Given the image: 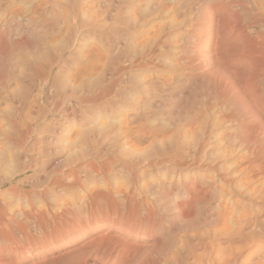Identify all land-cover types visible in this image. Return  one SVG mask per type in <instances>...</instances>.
Wrapping results in <instances>:
<instances>
[{
	"label": "bare ground",
	"instance_id": "obj_1",
	"mask_svg": "<svg viewBox=\"0 0 264 264\" xmlns=\"http://www.w3.org/2000/svg\"><path fill=\"white\" fill-rule=\"evenodd\" d=\"M107 1H105V3ZM164 1L167 2L168 0H160L159 3H157L156 0H147V1H143V3L146 2V5H145L146 8H149V9L152 8V11H153V9L159 7L160 3H163ZM169 1L170 2L173 1L177 7L175 11L173 12V14L176 16L183 15L184 18L181 20H176L178 23L173 22L175 24H173L170 27L168 26L169 24L168 22H167L168 24L165 23L167 19L164 21L165 26L163 25L164 23L162 22L163 28L166 27V24L169 28L167 27L165 29L160 30L158 27H156L158 28L157 29L158 31L160 30V33L156 37L155 35L154 37L150 35V37L152 36L154 39L152 40L151 39L152 37L149 38L153 42L150 40H147V42L148 41L152 42V45H149V48H147V50L144 49L146 51L144 52L143 56L138 60H134L135 62L133 63L131 60L132 57H129L131 53L130 54L128 53L129 54L128 57L130 58V60L129 59L128 60L132 62L131 65L123 62L125 64H128L129 67L128 66H127L128 68L124 67L125 66L124 65L123 66L124 68L119 69V71H124L127 75L131 72L130 69L133 67L134 69L138 67V70H143L147 73V76L144 75V77L142 76L143 78L141 77L143 80L142 86H140L142 88V91H140L142 92L141 100L138 102H137L138 98L134 100L133 102L134 104H136V106L129 113H126L127 111H125L126 113L124 114L125 118L122 117V119H118V121L120 120V123H121V121L123 122V118H124V121L126 122L125 128H127V126L131 124L134 125V123H137V121L138 122L146 121L152 126L149 132V135L152 138L153 137L157 138L158 136H162L160 141H159V138L158 140H156L160 142V147L158 146L159 148L157 150L155 149L156 151L154 152V154L151 155L152 157L151 159H153V161H151V163L149 164L151 167H160L164 171L165 176L166 175L168 176V174H170L172 175L173 180L174 179L176 180L177 178V181L176 182L174 181L175 183H173V180L171 179V181H167L166 183L162 185L166 193L163 197H161V199L156 200L159 205L158 210L161 211L160 214L162 215L159 214L158 210H157L158 212L157 214V212L155 211V208H153L151 204H150L151 206L148 205L149 203L147 204V206H140L137 200H136L137 202H135L134 198H136V196H134L133 198L131 193H129V191H128L129 194L127 193L126 194H123V193L116 194V192L108 190L109 188L107 189L108 191H106V188L104 191H100L101 189L97 190L94 187L93 188L95 190H88L87 188L85 189L84 182L82 180L83 178H81L80 173L84 171V168L86 167V164L89 161L81 160L80 158H76V159L74 157L65 158L64 156V159H63L64 161L60 159L57 160L56 162L60 161L63 164V165H60L59 167H62V168L64 167L68 169L66 171L62 170L63 171L62 174L64 176L66 175L67 177H65L64 179L63 176H59L58 178H56V180L50 183V186L48 185L47 181H45L44 178L49 176L51 172L58 169V167L55 168V164L57 163L54 161L51 155V151L55 145L59 144V141L61 140L63 132H64L61 127L62 119H61L60 111H61L62 106L65 104L62 98L58 99L57 102L55 103H48L49 101L48 102L45 101V99L41 97L40 95H36L37 98H32L34 96L31 95V92L33 91L34 85L32 83L31 84L28 83L29 85L25 86V84L27 83L26 77H25L26 78L25 80L22 81L20 79L18 80V82H16V73H18L19 71L21 72L20 69L18 72H16L17 71L16 70L17 68L16 59H14L15 58L14 56L16 55V54L14 55V53H16L15 52L16 51V39H11L13 33H16V18L11 19L9 21L10 23H8L6 20L4 22L3 21L0 22V144H3V147H4V149L0 147L1 148L0 149V264H158L159 257L161 255L163 257V254L167 252L169 248L171 249V252H172L171 247H173L174 245L177 247L179 246L178 245L179 243L177 244L176 240L180 239V240H183L184 242V239H183L184 237H181L182 238L181 239L178 236L176 240L174 239L176 229L175 228L170 229L171 227L169 228V225L173 226L174 222L177 221L179 218H181L185 222L184 226L187 227V231H188V228L189 229L191 228L192 230V228L196 224H198L200 220L201 210L205 208L206 205L209 207V210L210 208L212 210L215 207V204L213 205V207L211 205L212 204L211 201L214 200V198L216 197L215 194L217 193V192L215 193L216 187L213 185L214 183L213 181L215 179L212 181L213 183L211 182L208 183L211 180L207 182L205 179L206 176L204 178V176H201L200 172L213 173L214 177H218L222 181L228 180L229 179L228 177L230 176V174L228 176L226 172H224L226 168L223 167L222 161L227 159L226 157L229 158V156H233L234 158V155L237 152V153H242V155L246 157L245 160L247 159V162L249 163V165L257 166L259 170L254 167L255 170H258L257 175L259 174V171H262L263 176H264V0H169ZM47 3H45L46 6L50 5V3L49 4ZM134 3H136V0H134ZM140 4L142 3L140 2ZM2 5L3 4H1V6ZM55 5L53 4V6ZM175 5H173L172 8H174ZM112 6L114 5L112 4ZM124 6L125 5L123 4V7ZM160 6H163V5H160ZM123 7L122 9H119V10L120 11L123 10ZM102 8H104V6H102ZM113 8L112 9L109 8V9L113 10ZM144 8H142V12ZM163 8L164 7H162V9L160 8L161 9L160 11H162ZM12 10L15 11L16 13V10L14 9ZM50 10L51 8L49 9V11ZM157 10L155 9L154 12H156ZM167 12L168 11H166V13L164 14H168L169 12H172V11H169L168 13ZM107 13H110V12H107ZM124 13L126 14V12ZM145 13L143 12V14ZM157 13L155 15L158 16ZM3 15H6V14H3ZM55 15L57 14L55 13ZM147 15L145 16L147 17ZM155 15L153 14V16ZM185 15L190 17L189 21L187 22H186ZM110 17H112V15ZM114 17H115V14H114ZM169 17H171V15ZM57 18L55 19L56 21H57ZM129 18L127 17V19ZM138 18H142V17L139 16ZM173 18L171 19L173 20ZM150 19L151 18L148 17L147 20H150ZM134 20H137V18ZM147 20L144 19L143 22L146 21L147 23L148 22ZM184 20H185V23H184ZM56 21L55 23L58 22ZM120 21L123 22L122 19ZM29 22L31 25V20H29ZM131 22H134L132 21V18H131ZM143 22L142 24H145ZM169 22L171 23V20ZM55 23L54 24L51 23V25H55ZM134 23H137V22H134ZM152 23L154 22L152 21ZM58 24L57 26L61 29L60 27L61 23H58ZM138 24L141 26L140 23ZM30 25L27 27V25L25 26L24 24H19V26L22 27L19 29H21L24 33L25 32L30 33L31 32V30L29 29ZM151 25L152 24H150L149 26ZM102 26L104 27L103 24ZM52 27L54 28V26ZM141 27H143V25ZM36 30L38 29L36 28ZM96 30L99 31L98 29ZM126 30L128 29L126 28ZM107 32L109 31L107 30ZM149 32H152V31H149ZM30 34H33V33H30ZM45 34L43 36H45ZM123 40L121 41L123 42ZM144 43H146V40ZM139 44L140 42H138V46ZM145 45H148V44L146 43ZM35 46H37V44ZM100 47L101 45H99V48ZM146 47L144 46V48ZM30 49L33 50V48H30ZM139 49L143 50L142 48H139ZM132 50L133 48L131 49V51ZM134 50L132 52H134ZM117 52L118 51H116V53ZM102 53H104V51L100 52V54ZM141 53H143V51H141ZM168 55L173 56L175 62L169 61V64H168L166 62L168 61ZM41 56L43 57V55ZM56 58L58 59L53 63L48 64L49 62L48 63L46 62L48 65H46L45 63L40 65L37 61H34V60L27 61L26 60V61H23V67H20V68L29 70L31 78L33 77L41 78L40 77L41 75L42 76L46 75L45 77L46 80L43 81L44 84L43 85L41 84L43 86V89H46L49 85L51 86V88H54L55 82H56L55 81V78H56L55 71L57 70L59 74V72L61 73V71L65 69L64 68L66 64L65 51H62L61 54H59V56H57ZM13 59L15 61L9 65L8 63H10ZM27 59H29V57ZM102 59H104V57ZM102 59H101L100 65H102ZM103 63H105L104 60H103ZM115 73L118 74L117 71ZM148 73H151V74H148ZM101 74L102 73H100V75ZM107 75L108 74H106V76ZM32 82L34 81L32 80ZM115 82L117 81L115 80ZM16 83L18 84V87H20L19 90L21 89L20 91L18 90L19 91L18 93H16V90H17ZM103 83H106V82H103ZM134 83H136V81H134ZM21 84H23V86ZM123 86H126V85H123ZM110 90L111 89H109V91ZM42 91H41V94H42ZM109 91L107 90V93ZM96 92H99V91L97 90ZM114 92H115V89H114ZM112 93L110 92L109 95ZM58 97L60 96L58 95ZM132 97L133 95L130 98ZM121 98L124 99L123 96ZM98 99L99 97L96 100ZM102 99L103 98H101V100ZM115 99L116 98L114 97V100ZM133 102L131 104H133ZM50 104H51V107H50ZM27 109L34 110L33 112L34 115L33 116L32 114L29 115V111ZM27 112H28V115H26ZM212 114L218 115L219 117L217 118H220L221 120L219 119L216 120L217 122L215 124L210 123L209 120L211 117H213ZM121 115L123 116V114ZM109 120L113 121L111 120V118ZM97 121L99 122V119ZM100 121L101 123L105 122V120L102 121L101 119ZM218 121H221V122L218 123ZM101 123H98V125L101 126ZM124 123H121V125ZM197 124L198 126H201V125L202 126L201 127L195 126ZM133 125L131 126L133 127ZM143 125L141 126L145 127ZM146 125L149 126L148 124ZM194 126H195V129H193ZM117 127L119 129L120 126H117ZM196 127H198V131H199V128H201V130L197 134V136L194 134L196 137L193 135L195 138L193 136H190L191 134L188 135L190 136V138L193 137L192 141L191 139H188L189 137L186 136L187 140H190L191 143L188 142L187 144L186 142H183L181 139V136H182L181 134L184 133L186 130L188 131V133L186 132L187 134L192 133L193 130L195 131L197 129ZM123 128L124 127H122V129ZM147 128H144V131L145 129L147 130ZM122 129L120 128V131L124 130ZM140 130L141 129H139V134L141 133ZM79 132H81V130ZM136 132L137 131H134V133ZM128 134L127 136H129ZM170 134H172V136H170ZM149 135L145 134V136H148V137ZM167 135L170 137H168ZM183 135H185V133ZM122 136L127 137L124 134ZM136 136L137 134L134 135V137ZM97 141L95 140L94 142H97ZM107 141L110 142L109 140ZM125 141L126 140H124V142ZM133 143L137 144L138 142H133ZM144 143L147 144L146 142ZM123 144H122V148H123ZM138 144H140V142ZM141 145H143V143ZM80 146H83V144ZM133 146H136V145H133ZM217 146L224 147V149L228 148V150L230 149L232 150L229 153L227 152L228 155H225L226 153L225 151H224L225 153H223V149L220 150L222 151L221 153L219 150H218L219 151L218 153L217 152L215 153V151L212 152L213 151L212 149L214 148L216 149ZM148 147L149 145L147 146V148ZM72 148L75 149L74 147ZM72 148H69V149L73 150ZM129 148L132 149V146ZM130 149H129V152H130ZM133 149H136V147H134ZM228 150L226 149V151ZM134 151H137V150H134ZM96 152L93 151L89 153V155L95 156ZM134 153H137V152H134ZM219 153L220 154L223 153V155H220ZM125 154H126V151H125ZM123 157L124 156H122V158ZM241 159H242V156H241ZM228 162L231 164V160ZM236 162L234 163V161H232L234 165L235 164L238 165L239 164L238 162H240V164L242 163L241 160H239L237 163ZM244 163L246 164V162ZM89 164L90 163H88V165ZM249 165L247 164L246 166L245 165L244 166L247 167ZM120 167H121V164H120ZM138 167H141V164ZM245 167H244V170H245ZM95 168L96 170H94V174L98 170L96 166ZM255 170L252 173V175L256 173ZM188 171L192 173H188ZM234 173H235V170H234ZM139 175H142V173L141 174L139 173ZM134 176H136V174H134ZM234 176L235 174L231 176L232 179H234L233 178ZM260 176H262V174ZM246 177L248 176L246 175ZM40 181L41 182L45 181V182L41 183ZM217 181L219 182V180ZM243 181H245L248 184V181H246V179ZM221 184L220 186L222 188L225 187L224 184L223 186ZM240 184L242 186L243 183H239V185ZM87 185L89 186V184ZM237 185L238 183H236V186ZM131 186H133V184ZM142 186H144V184ZM29 187L32 189H28ZM74 188L80 189V191L83 192V197L79 201L71 202L70 200L71 203L69 204L66 201L67 203L63 202V204H59L56 207L55 206L53 208L52 206L49 207L48 205L49 203L46 199V195L49 192L63 194L67 191L73 190ZM125 188L126 187L123 188L124 189L123 191H127L125 190ZM129 188L130 187H128V189ZM222 188L221 190L224 189ZM229 188L230 186L228 187L227 190H229ZM243 188L244 190L246 189L245 186ZM145 189L147 188L145 187ZM235 189H237V187ZM241 189L242 188H240V190ZM263 189L261 188L262 191ZM115 190L116 189L114 188V191ZM218 190H220V188ZM261 190L259 189V191H256V192H259L261 194L262 192ZM171 191L174 192L173 194L175 196V200H172L173 199V198L171 199L172 196L168 195L170 194ZM230 191L232 192V190ZM234 191L232 193H235ZM251 192H255V191L252 190ZM251 192H249V194ZM144 194H145V191H144ZM225 194L223 195L226 196L228 193L226 195ZM244 195L247 196L248 193ZM31 197H40V200L42 199L44 201V204H43L44 206H42V208L43 207L44 208L38 209L34 205ZM255 197L253 196V198ZM262 197H264V195ZM22 198L24 200L23 204H21ZM237 198L239 201V197H236V199ZM221 200H223V198ZM261 201H262V204H261V207H259L260 216L259 218L258 217L256 218L257 222H255V224L252 225V223L254 222L251 223L250 221H248L250 222L249 224H251L252 226L251 225L249 226L247 222L246 224L247 226L241 227L239 231L237 232L238 234L235 233L238 235L237 240L231 236L227 237L229 232L226 233L223 231L224 233L227 234L226 236L227 238H224L226 240L223 239L225 241L224 243L225 245L222 244L225 246L224 248L225 252L222 251L224 252L225 257L223 258L222 254L221 256L219 255V258L220 257L223 258L221 259L222 261L219 264H264V246L263 245L260 246V243L262 244L264 243V199ZM252 202L250 201V204H252ZM254 203L255 202H253V204ZM103 205H105L108 211L101 210V206ZM221 205H223V203H221ZM252 205L251 206L248 205V206L252 208ZM39 208L41 207L39 206ZM259 208H255L257 212H259L258 211ZM217 210H219V208ZM96 211L103 213L104 216L99 218L96 214ZM219 211L222 212V209ZM206 213H208V211ZM253 213L254 211L252 212V214ZM218 215H214L215 218L212 217V219L209 217L210 219L209 221H211L212 223L213 221H218V219L220 218L218 217ZM201 218L203 219V217ZM223 218H221V220L224 221ZM209 221L207 222V224L205 223L207 227L211 226ZM246 221H244V223ZM202 222H205V221H202ZM239 223L241 224V221L238 222V224ZM200 224L202 225V223ZM219 224L220 223L217 222L216 225L218 226ZM220 226L221 225H219V227ZM204 227L200 226L201 229ZM235 230H236V227H235ZM231 234H232V231H231ZM161 235H163L164 241L162 240V238H160ZM220 236L222 237L223 235H220ZM220 236L217 240L220 239ZM193 237H194V234H193ZM198 240H196V242ZM220 240L222 241V239ZM179 242H181V246H180L181 248L182 246H184V243L186 241L184 243H182V241H179ZM174 243H176L177 245ZM195 244L196 243H194L193 246ZM175 246L174 248L177 250L176 252H174L175 255H173V257L167 261L168 264H171V262L178 263L179 259L184 261L183 259H181L182 253ZM191 251H193L192 248H191ZM195 251H197V249ZM184 252L185 253L183 254V256L185 257V259L188 258L189 260L187 253H189L190 251L187 253L186 251ZM194 254L196 256V253ZM171 256L167 255V257H171ZM198 258L199 257H197V259ZM161 263L162 261L159 264ZM186 263L188 264L189 262L186 261ZM162 264H165V263L163 262ZM178 264H182V263H178Z\"/></svg>",
	"mask_w": 264,
	"mask_h": 264
},
{
	"label": "rangeland",
	"instance_id": "obj_2",
	"mask_svg": "<svg viewBox=\"0 0 264 264\" xmlns=\"http://www.w3.org/2000/svg\"><path fill=\"white\" fill-rule=\"evenodd\" d=\"M12 1V2H11ZM0 0V22L1 21H7L8 23H10L9 21L13 18H16V33H13L12 38L11 39H16V53H14V59H16V72L19 71V69L21 70V72L19 73H16V82H18V80H25L27 78V83L25 84L26 85H29V84H33V91L31 92V95L34 96L32 98H37L36 95H40L41 97H43L45 99V101H49L48 103H55L57 102L58 99L62 98L63 101H64V104L61 108V111H60V115H61V127H62V130L64 131L63 132V135H62V138L61 140L59 141V144L55 145L53 148H52V151H51V155L54 159V161L56 162L57 160H63L64 159V156L65 158L66 157H74L75 159L76 158H80L81 160H85V161H89L88 163H90L88 165V163L86 164V167L84 168V171L82 173H80V176L81 178H83V182H84V188L88 189V190H100V191H104L105 188H106V191L108 190H111L113 192H116V194H129L131 193L132 197L134 198V196H136L135 199V202H139L140 206H147L148 205H152L153 208H155V211L157 212V210L159 209V205L157 203L156 200H159L161 199V197H163L165 195V191H164V188L162 187V185L164 183H166L167 181H171L172 179V175L168 174V176L164 175V171L160 168V167H151L149 163H151V161H153V159H151V155L154 154V152L160 147V139L162 136H158L157 138L156 137H151L149 135V132H150V129H151V125L149 123H146L144 121H137V123H134L131 124L133 125V127L131 125L127 126V128H125L126 126V122L124 121V114L126 113H129L132 111V109L136 106V104H134V100H136L137 98V102L141 100V97H142V88L140 86H142V83H143V80L142 78L145 76H147V73L143 70H138V67H136V69L131 68V72L127 75L124 71H119L120 68H124V67H127L128 64L131 65V63L135 62L134 60H138L140 59L144 52L147 50V48H149V45H152V40L154 39V35L155 37L157 35H159L160 33V30L162 29H165L167 28L168 26H172L173 24L175 23H178L176 20H181L183 19V15L181 16H176L173 14V12L175 11V9L177 8L176 5L174 4V2H170L169 0L167 2H163V3H160V5H163V6H160L155 8L157 11H155V9H153L152 11V8L149 9V8H146V2L143 3V1H147V0H136V3H134V0H111V1H107V0ZM105 1H107L105 3ZM113 1V2H112ZM120 1V2H119ZM128 1V2H127ZM131 1V2H130ZM49 2L50 5H47L45 3ZM104 2V3H102ZM109 2V3H108ZM140 2L142 4H140ZM157 3L160 2V0H156ZM169 2V3H168ZM13 3V4H12ZM47 3V4H49ZM73 3V4H72ZM104 5H102V4ZM138 3V4H137ZM165 3V5H164ZM1 4H3L1 6ZM9 4V5H8ZM53 4L55 5H58V6H53ZM99 4V6H98ZM112 4L114 6H112ZM123 4L125 5L123 7ZM128 4V5H126ZM131 4V5H129ZM6 5V6H5ZM104 6V8H102V6ZM133 5V6H132ZM173 5H175L174 8ZM11 6V7H10ZM74 6V7H73ZM108 6V7H107ZM121 6V7H120ZM137 6V7H136ZM145 6V8H144ZM7 7V8H6ZM48 9H47V8ZM56 7V8H55ZM102 9H101V8ZM114 7V8H113ZM123 7V12H121L119 9H122ZM127 7V8H126ZM132 7V8H131ZM141 7V8H140ZM163 8L162 11H160L161 9ZM166 7V9H165ZM51 8V10L49 11V9ZM99 8V9H98ZM113 8V10H110V9ZM119 10V11H117ZM130 8V9H129ZM142 8L143 9V12L145 14H143L142 12ZM161 8V9H160ZM12 9L16 10V13L15 11H13ZM42 9V10H41ZM47 9V11H46ZM137 9V10H136ZM170 9V10H169ZM172 9V10H171ZM9 10V11H8ZM110 10V11H109ZM127 10V11H126ZM130 10V11H129ZM141 12H140V11ZM147 10V11H146ZM172 11V12H167L169 14V16L171 15V17L168 16V14H164L166 13V11ZM5 11V13H4ZM49 11V12H48ZM113 11V13H112ZM136 11V12H134ZM139 13H138V12ZM150 13H149V12ZM164 11V12H163ZM107 12H110V13H107ZM126 12V14L124 13ZM128 12V13H127ZM131 12V13H129ZM154 12V13H152ZM159 12V13H157ZM55 13L58 15H55ZM117 13V15H116ZM120 15H119V14ZM122 13V14H121ZM124 13V14H123ZM133 13V15H132ZM148 13V15H147ZM158 14L155 15V14ZM163 13V15H162ZM3 14H6V15H3ZM112 17H110L111 15ZM114 14H115V17H114ZM136 14V15H134ZM143 14V15H142ZM151 14V15H149ZM153 14L155 16H153ZM9 17H8V16ZM62 17L60 18L59 17ZM110 15V16H109ZM140 16L142 18H138L137 17ZM147 15V17L145 16ZM174 15V16H173ZM4 16V17H2ZM50 16V17H49ZM57 18V21L55 20ZM109 16V17H108ZM145 16V17H144ZM151 16V17H150ZM154 18H153V17ZM157 16V18H156ZM174 18H173V17ZM186 16V15H185ZM118 17V19H117ZM120 17V18H119ZM127 17L130 19H127ZM149 18H151L150 20H147ZM186 16V22L189 21V18ZM4 18V19H2ZM6 18V19H5ZM109 18V19H108ZM131 18H132V21L134 22H137V23H134V22H131ZM137 20H134L136 19ZM147 18V19H146ZM173 18V20L171 19ZM41 19V20H40ZM57 23H55V21ZM62 19V20H61ZM123 20L120 21V20ZM145 20H147L148 22L146 23L143 22ZM159 21H158V20ZM164 19V20H163ZM168 21H167V20ZM171 20V23L169 22ZM29 20H31V25H30V22ZM45 20V21H44ZM109 20V21H108ZM119 20V21H118ZM129 20V21H128ZM140 20V22H139ZM166 20L165 23L166 24V27L163 28V25L165 26V23L164 21ZM21 21V22H20ZM41 21V22H40ZM55 23V25H51L54 24L53 22ZM152 21L154 23H152ZM159 23H158V22ZM27 22V23H26ZM40 22V23H39ZM44 22V23H43ZM50 24H49V23ZM63 22V24H62ZM74 22V23H73ZM104 22V23H103ZM131 22V23H130ZM145 23V24H142ZM157 24H156V23ZM164 24H163V23ZM175 22V23H173ZM181 22V21H180ZM58 23H61L60 24V27L61 29L58 27L59 24ZM102 23L104 25V27L102 26ZM120 23V24H119ZM133 23V25H132ZM138 23L141 24V26L143 25V27H141ZM184 23H185V20H184ZM19 24H24L25 26L27 25V27L30 25L29 29L31 30L30 33H33V34H30L29 32H23L21 29L19 28H22L19 26ZM45 24V25H44ZM58 24V26H57ZM99 24V25H98ZM117 26H115V25ZM129 24V25H128ZM150 24L152 25L149 26ZM163 24V25H162ZM33 25V26H32ZM43 25V26H42ZM51 25V26H50ZM98 25V26H97ZM110 27H109V26ZM113 25V26H112ZM122 25V26H121ZM126 25V26H125ZM132 25V26H131ZM137 25V26H136ZM146 25V26H144ZM157 25V26H155ZM160 25V26H158ZM54 26V28L52 27ZM134 26V27H133ZM162 26V28H161ZM34 27V28H33ZM97 27V28H96ZM121 27V28H120ZM129 27V28H128ZM138 27V28H136ZM141 27V28H140ZM145 27V28H144ZM149 27V29H148ZM158 27L160 30L158 31L156 28ZM168 27V28H169ZM36 28L38 30H36ZM109 28V29H108ZM124 28V29H123ZM126 28L128 30H126ZM132 28V29H131ZM35 29V30H34ZM51 29V30H50ZM54 29V30H52ZM59 29V30H58ZM96 29H98L99 31H97ZM117 29V31H116ZM152 29V30H151ZM156 29V30H155ZM29 30V31H30ZM49 30V31H48ZM106 30V31H105ZM107 30L109 32H107ZM113 30V31H112ZM115 30V31H114ZM141 30V31H139ZM47 31V33H46ZM149 31H152V32H149ZM158 33H157V32ZM61 32V33H60ZM98 32V33H97ZM103 32V33H101ZM132 32V33H131ZM146 32V33H145ZM149 32V34H148ZM36 33V35H35ZM46 33V34H45ZM59 33V34H58ZM134 33V34H133ZM155 33V34H153ZM15 34V35H14ZM45 34V36H43ZM119 34V35H118ZM122 34V35H121ZM124 35V36H123ZM129 37H128V36ZM144 35V36H142ZM150 35H152L150 37ZM31 36V38H30ZM140 36V37H139ZM142 36V37H141ZM27 38V39H26ZM127 38V39H126ZM151 38V39H149ZM32 39V40H31ZM106 39V40H105ZM110 39V40H109ZM124 39V40H123ZM130 39V40H128ZM138 39V40H137ZM142 39V40H141ZM21 40V41H20ZM24 40V41H23ZM35 40V41H34ZM109 40V41H108ZM123 40V42L121 41ZM146 40V43L148 45H145L146 43H144ZM147 40H150L147 42ZM103 41V42H102ZM142 41V42H141ZM144 41V42H143ZM29 42V43H28ZM128 42V43H127ZM138 42H140L139 46H138ZM20 43V44H18ZM24 43V44H23ZM74 43V44H73ZM133 43V44H132ZM136 43V44H134ZM143 45H142V44ZM37 44V46H35ZM118 44V45H117ZM123 44V45H122ZM130 44V45H129ZM99 45H101V47L99 48ZM117 45V46H116ZM125 45V46H124ZM132 45V47H131ZM144 46H148L146 48H144ZM33 48L30 49V48ZM37 47V48H36ZM118 47V48H117ZM131 47V48H129ZM137 47V49H136ZM20 48V49H19ZM128 48V49H127ZM133 48L136 49L134 50V52L131 51V49ZM139 48H142L143 50H140ZM118 49V50H117ZM122 49V50H121ZM146 49V50H144ZM100 50V51H99ZM115 50V51H114ZM126 50V51H125ZM47 51V52H46ZM62 51H65V56H66V64H65V69H63L61 71V73L59 72L58 74V71L56 73V78H55V86L54 88H51V86L47 87L46 89H43V84H44V80H46V75H41L40 77L43 78H39V77H33L31 78L30 77V71L29 70H26V69H22L20 67H23V61H31V60H34V61H37L40 65L41 64H50V63H53L55 62L58 58H56L57 56H59V54H61ZM102 54H100V52H103ZM113 51V52H112ZM116 51H118V55L116 53ZM139 51V52H138ZM141 51H143V53H141ZM137 52V53H136ZM124 53V54H123ZM133 54V55H129V54ZM141 54V55H139ZM39 55V56H38ZM43 55V57L41 56ZM100 55H104V59H102L103 57L100 56ZM110 55V57H109ZM132 57L131 61L130 58L128 57ZM37 56V57H36ZM120 56V57H119ZM167 56V55H166ZM29 57V59H25V58ZM33 57V59H32ZM39 57V58H38ZM100 57V58H99ZM102 57V58H101ZM123 57V59H122ZM137 57V58H136ZM139 57V58H138ZM20 58V59H19ZM125 58V59H124ZM127 58V59H126ZM12 60L10 63H8L9 65L14 62L15 60ZM101 59H102V65L101 64ZM129 59V60H128ZM173 59V60H172ZM103 60L105 63H103ZM176 60V59H175ZM100 61V63H99ZM129 61V62H127ZM166 61V60H165ZM169 61L171 62H175L174 61V58L173 56H169L168 55V61H166L168 64H169ZM48 64H47V63ZM128 63V64H125V63ZM99 64V65H98ZM115 65V66H114ZM125 65V66H124ZM102 66V67H101ZM106 66V67H105ZM122 66V67H121ZM124 66V67H123ZM134 66V65H133ZM116 67V68H115ZM118 67V68H117ZM129 67V66H128ZM127 67V68H128ZM131 67V66H130ZM106 68V69H105ZM126 68V69H127ZM103 72H102V70ZM115 69V70H113ZM101 70V71H99ZM134 70V71H133ZM111 71V73H110ZM118 72L115 73V72ZM139 73H138V72ZM143 71V72H142ZM102 73L100 75V73ZM109 72V73H108ZM114 72V73H113ZM120 72V73H119ZM64 73V75H63ZM99 73V74H98ZM113 73V74H112ZM145 73V74H144ZM20 74V76H19ZM106 74H108L106 76ZM111 74V75H110ZM132 74V75H131ZM140 74V75H138ZM148 74H151V73H148ZM62 75V76H61ZM113 75V76H112ZM125 75V77H124ZM137 75V76H136ZM130 76V77H129ZM140 78H139V77ZM143 76V77H142ZM26 77V78H25ZM29 77V78H28ZM106 77V78H105ZM110 77V78H108ZM121 77V78H120ZM123 77V78H122ZM136 77V78H134ZM142 77V78H141ZM36 78V79H35ZM78 78V79H76ZM113 78V79H112ZM128 78V79H127ZM39 79V80H37ZM107 81H106V80ZM117 82H115V80ZM121 79V80H120ZM125 79V80H124ZM130 79V81H129ZM138 79V81H137ZM30 80V81H29ZM32 80L34 82H32ZM105 80V81H104ZM124 80V81H123ZM42 81V82H41ZM109 81V82H108ZM114 81V83H113ZM134 81H136V83H134ZM103 82H106V83H103ZM29 83V84H28ZM101 83V84H100ZM129 83V84H128ZM42 84V85H41ZM132 86H131V85ZM23 86V84H21ZM38 85V86H37ZM118 88H117V86ZM120 85V86H119ZM123 85H126V86H123ZM129 85V86H128ZM102 87V88H101ZM108 87V88H107ZM111 87V88H110ZM115 87V88H114ZM123 87V88H122ZM20 87H18V84L16 83V93H18L20 90H19ZM40 88V89H39ZM106 88V89H105ZM113 88V89H112ZM120 88V89H119ZM126 88V89H125ZM105 89V90H104ZM109 89H111L109 91ZM114 89H115V92H114ZM137 89V90H136ZM19 90V91H18ZM39 90V91H38ZM43 90V91H42ZM99 91V92H96V91ZM107 90L109 91L107 93ZM41 91H42V94H41ZM50 91V93H49ZM104 91V92H102ZM113 91V93H112ZM117 91V92H116ZM40 92V93H39ZM44 92V93H43ZM102 92V93H101ZM112 93L109 95V93ZM34 93V94H33ZM48 95H46V94ZM50 94V95H49ZM60 97H58V95ZM108 94V95H107ZM120 94V95H119ZM123 94V95H122ZM128 96H127V95ZM107 97H106V96ZM112 95V96H111ZM133 95V99L130 98L131 96ZM38 96V97H40ZM96 96V97H95ZM124 97V99H122L121 97ZM58 97V98H57ZM99 97L98 100H96L97 98ZM106 97V98H105ZM114 97L117 99L114 100ZM101 98H103L101 100ZM113 99V100H112ZM54 100V101H53ZM119 100V101H118ZM51 101V102H50ZM98 101V102H97ZM105 101V102H104ZM122 101V102H121ZM124 102V103H123ZM133 102V104H131ZM136 102V103H137ZM115 103V104H114ZM18 105V104H17ZM99 105V106H98ZM104 105V106H103ZM106 105V106H105ZM19 106V105H18ZM101 106V107H100ZM119 106V107H118ZM50 107H51V104H50ZM118 108V109H117ZM98 109V110H97ZM116 109V110H115ZM130 109V110H129ZM28 110V109H27ZM29 111V115L32 114V116L34 115L33 112L34 110H28ZM107 111V112H106ZM125 111H127L125 113ZM31 112V113H30ZM117 112V113H116ZM107 113V114H106ZM123 114V116L121 115ZM28 115V112L27 114ZM105 115V116H104ZM119 115V116H118ZM215 114H212L213 117L210 118V123L212 124H215L217 121L216 120H221L220 118H217L219 117L218 115H215ZM112 116V117H111ZM118 116V117H117ZM107 117V118H106ZM123 118V122L121 121V123H124L121 125L120 123V120L118 121V119H122ZM105 118V119H104ZM111 118V120L113 121H110L109 119ZM113 118V119H112ZM95 119H99V122ZM100 119L103 121L105 120V122L101 123ZM214 119V120H213ZM116 120V121H115ZM64 121V122H63ZM95 121V122H94ZM97 121V122H96ZM211 121H215L214 123L211 122ZM119 122V123H118ZM221 121H218V123H220ZM98 123H101V126L98 125ZM113 123V124H112ZM3 124V123H1ZM92 124V125H91ZM120 124V125H118ZM137 124V125H136ZM145 126V127H142L141 125ZM146 124H148L149 126H147ZM106 125V126H105ZM110 125V126H109ZM128 125V124H127ZM117 126H120L119 129ZM142 128H140V127ZM195 126H198L195 125ZM195 126L193 129H195ZM202 126V125H201ZM201 126H198V127H201ZM2 127V125H1ZM98 127V128H97ZM101 127V128H100ZM122 127H124L123 130ZM132 127V128H130ZM136 127V128H134ZM140 130V134H139V129ZM148 127V128H147ZM198 127H196L197 129L194 131H192V133H188V131L186 130L184 133L185 135H183L184 133H182L181 135V139L183 142H186L188 144L191 143L190 140H187L186 136L189 137L188 139H191L192 141V138L200 132L201 128H199V131H198ZM120 128L124 131H120ZM130 128V129H129ZM144 128H147V130L145 129L144 131ZM77 129V130H76ZM108 129V130H107ZM128 129V130H126ZM143 129V130H142ZM81 130V132H79ZM100 130V131H99ZM104 130V132H103ZM133 130V131H132ZM67 131V133H66ZM120 131V132H118ZM132 131V132H131ZM134 131H137L136 133H134ZM148 136H145V134ZM106 132V133H105ZM115 132V133H114ZM117 132V133H116ZM123 132V133H122ZM127 132V133H126ZM129 132V134H128ZM187 132V133H186ZM71 133V134H70ZM78 133V134H77ZM92 133V134H91ZM96 133V134H95ZM101 133V134H99ZM113 133V134H112ZM136 135V137H134V135ZM170 133V132H169ZM168 133V135H169ZM173 133V131H172ZM125 135L127 136V134L129 136L127 137H124L122 135ZM191 134V135H190ZM195 134V135H194ZM108 135V136H107ZM113 135V137H112ZM133 137H132V136ZM139 135V136H138ZM145 137H144V136ZM167 135V136H168ZM193 136L190 138V136ZM71 136V137H70ZM73 136V137H72ZM99 136V137H98ZM111 136V137H110ZM122 136V137H121ZM131 136V138H130ZM141 136V137H140ZM170 136H172V134H170ZM168 136V137H170ZM185 136V137H183ZM195 136V137H196ZM84 140H83V138ZM110 137V138H109ZM144 137V138H143ZM194 137V138H195ZM68 138V139H67ZM98 138V139H97ZM106 138V139H105ZM128 140H127V139ZM133 138V140H132ZM137 138V139H136ZM159 138V141H156L158 140ZM186 138V139H185ZM71 139V140H70ZM97 142H94L95 140ZM100 139V140H99ZM102 139V140H101ZM112 139V140H111ZM121 139V140H119ZM126 140L124 142V140ZM130 139V140H129ZM136 139V140H134ZM145 139V140H143ZM90 140V141H88ZM107 140H109L110 142H108ZM140 142V144H134L133 142ZM153 140V141H152ZM185 140V141H184ZM187 140V141H186ZM66 141V142H65ZM101 141V142H100ZM105 141V142H104ZM119 141V142H117ZM148 141V142H147ZM151 141V142H150ZM93 142V143H92ZM117 142V143H116ZM144 142H146L149 147L147 148V144H145ZM150 142V144H149ZM73 143V144H72ZM79 143V144H78ZM124 143V144H123ZM130 143V144H129ZM136 145V146H133L132 145ZM143 143V145H141ZM83 146H80L82 145ZM96 144V145H95ZM106 144V145H105ZM108 144V145H107ZM113 144V145H112ZM122 144H123V148H122ZM127 144V146H126ZM2 145V146H1ZM68 145V146H67ZM73 145V146H72ZM118 145V147H117ZM132 146V149H130L129 147ZM141 145V146H140ZM146 145V146H144ZM6 146V145H4ZM74 147L75 149H73L72 147ZM76 146V147H75ZM80 146V147H79ZM97 146V147H96ZM106 146V148H105ZM116 148H115V147ZM121 146V147H120ZM159 146V147H158ZM0 147L2 149H4L3 147V144H0ZM64 149H63V148ZM72 148L73 150L69 149V148ZM88 147V148H86ZM134 147H136V149H133ZM138 147V148H137ZM141 147V148H140ZM0 148V149H1ZM62 148V149H61ZM121 148V149H120ZM145 148V149H143ZM218 148V149H217ZM55 149V150H54ZM98 149V150H97ZM118 149V150H117ZM120 149V150H119ZM129 149H130V152H129ZM143 149V150H142ZM156 149V150H155ZM217 149V150H216ZM216 149H212L215 153L219 152L221 149H223V153H229L231 152L232 149L228 150V148H226L228 151H226V149H224V147H219L217 146ZM54 150V151H53ZM70 150V151H69ZM123 150V151H122ZM134 150H137V151H134ZM141 150V151H140ZM147 150V151H146ZM149 150V151H148ZM219 150V151H218ZM2 151V150H1ZM56 151V152H55ZM66 151V152H65ZM68 151V152H67ZM96 152V155L95 156H91L89 155V153L91 152ZM112 151V152H110ZM114 151V152H113ZM125 151H126V154H125ZM132 151V152H131ZM137 152V153H134V152ZM139 151V152H138ZM143 151V152H142ZM225 151V152H224ZM103 152V153H102ZM111 154H110V153ZM128 152V153H127ZM222 151H220L221 153ZM65 153V154H63ZM68 153V154H67ZM130 153V154H129ZM141 153V155H140ZM219 153V154H220ZM220 154V155H223ZM225 155H228V153ZM62 154V155H61ZM98 154V155H97ZM109 154V155H108ZM128 154V155H127ZM132 154V155H131ZM148 154V155H146ZM239 154V155H238ZM130 155V156H129ZM236 155V156H235ZM234 155V159L233 156H229L226 157L227 159H225L223 162V169L224 172H226V174L229 176L228 177L229 179L228 180H225V181H222L220 180L218 177H214V174L213 173H208V172H200L201 173V176H206V181L208 183H213V185L216 187L215 188V198L214 200H212V207L213 205L215 204V207L211 210H209V207L206 205L205 208H203L201 210V215H200V220L198 222V224H196L192 230L191 228L189 229L188 228V231H187V227L184 226L185 222L183 219L179 218L177 221L174 222L173 226H170L169 225V228L172 229V228H175L176 229V233H175V237L174 239L176 240L179 236V238L181 237H184V242L183 240H176L175 242L179 245L178 247V250L182 253V257L181 259H183L184 261L182 260H178L179 262L178 263H182V264H187V262H189L188 264H219L221 263V259H223L225 257V241L226 239L224 238H227V237H233L237 240V237H238V231L241 227H244V226H247V222L250 221L252 223V225L255 224V222H257V217L259 218L260 216V208L261 207V204H262V201L264 199V197H262L264 195V189H263V185H264V176H263V172L262 171H259V174L261 173L262 176H260L259 174L257 175L258 173V168L257 166L255 165H249V163L247 162V159L245 160V156L242 155V153H235ZM90 158H89V157ZM115 156V157H114ZM122 156H124L122 158ZM126 156V157H125ZM133 158H132V157ZM138 156V157H137ZM143 156V157H142ZM239 156V157H238ZM241 156H242V159H241ZM93 157V158H92ZM86 158V159H85ZM102 158V159H101ZM150 158V159H148ZM244 158V159H243ZM100 159V160H99ZM112 159V160H111ZM114 159V160H113ZM119 159V160H118ZM142 159V160H141ZM241 160V164L240 162H238L239 160ZM97 162H95V161ZM227 160V161H226ZM231 160V164L228 162ZM245 160V161H243ZM64 161V160H63ZM93 161V162H92ZM108 161V163H107ZM112 161V162H111ZM117 161V162H116ZM232 161H234V163L237 161L239 164H235L232 163ZM114 162V163H113ZM236 162V163H237ZM246 162V164L244 163ZM57 164H55V168L58 167V169H56L55 171L51 172L49 176L45 177V181H47L48 185L50 186V183H52L54 180H56V178H58L59 176H63L64 179L65 177H67L66 175L64 176L62 173L68 169L66 168H62V167H59L60 165H63L60 161L59 162H56ZM99 163V165H98ZM107 163V164H106ZM226 163V164H225ZM95 164V165H93ZM102 164V165H101ZM115 166H114V165ZM120 164H121V167H120ZM141 164V167H138L139 165ZM149 164V165H148ZM229 164V165H228ZM233 164V165H232ZM249 165L247 167H245L246 165ZM85 165V164H84ZM108 165V166H107ZM110 165V166H109ZM131 165V166H130ZM232 165V166H231ZM242 165V166H241ZM245 165V166H244ZM93 166V167H92ZM95 166L97 167V173L94 174V170H96ZM106 166V167H104ZM112 166V167H111ZM227 166V167H226ZM252 166V167H251ZM92 167V168H91ZM109 167V169H108ZM134 167V168H133ZM144 167V168H143ZM243 167V168H242ZM244 167H245V170H244ZM251 167V168H250ZM258 169V170H255V168ZM87 168V169H86ZM91 168V169H90ZM101 168V169H100ZM107 168V169H106ZM111 168V169H110ZM123 168V169H122ZM130 168V169H129ZM239 168V169H238ZM253 168V169H252ZM143 169V170H142ZM152 169V170H151ZM248 169V170H246ZM89 170V171H88ZM103 170V171H102ZM111 170V171H110ZM113 170V172H112ZM137 170V171H136ZM234 170H235V173H234ZM240 170V171H239ZM245 172H244V171ZM255 170V174L252 175V173L254 172ZM58 171V172H57ZM60 171V172H59ZM62 171V172H61ZM123 171V172H122ZM130 171V172H129ZM139 171V172H138ZM146 171V172H145ZM157 173H156V172ZM239 173H238V172ZM247 171V172H246ZM86 172V173H85ZM101 172V174H100ZM126 172V173H125ZM229 172V173H228ZM237 172V173H236ZM251 172V173H250ZM108 173V174H107ZM110 173V174H109ZM139 173L142 175H139ZM161 173V174H160ZM188 173H192V172H189ZM242 173V174H241ZM53 174V175H52ZM85 174V175H84ZM134 174H136V176H134ZM147 174V175H146ZM235 174V176L233 177L234 179H232L231 176H233ZM249 174V175H248ZM106 175V176H104ZM129 175V177H128ZM133 175V176H132ZM240 175V176H239ZM244 175V176H243ZM246 175L248 177H246ZM257 175V177H256ZM53 176V177H52ZM94 176V177H93ZM111 176V177H110ZM143 176V177H142ZM211 178H210V177ZM242 176V177H241ZM253 178H252V177ZM259 176V177H258ZM51 177V178H50ZM134 177V178H133ZM137 177V178H136ZM152 177V178H151ZM161 177V178H160ZM209 177V178H208ZM240 177V179H239ZM103 178V179H102ZM166 178V179H165ZM106 179V180H105ZM108 179V181H107ZM112 179V181H111ZM134 179V180H133ZM215 179V180H214ZM219 180V182L217 180ZM248 181V184L243 181L245 180ZM263 179V180H262ZM67 180V179H66ZM87 180V181H86ZM101 180V181H100ZM124 180V181H123ZM140 180V181H139ZM165 180V181H164ZM173 180V179H172ZM214 180V181H213ZM237 182H236V181ZM241 182H240V181ZM253 180V181H252ZM45 181L41 182V183H44ZM49 181V182H48ZM123 181V182H122ZM132 181V182H130ZM155 181V182H154ZM177 181V178L176 180L174 179L173 180V183ZM213 181V182H212ZM216 181V182H215ZM232 181V182H230ZM263 181V182H262ZM116 182V183H115ZM130 182V183H129ZM138 182V183H137ZM218 182V183H217ZM226 182V183H225ZM243 183L242 186L247 189L244 190V188L241 186V184L236 186V183ZM245 182V183H244ZM262 182V183H261ZM91 183V184H90ZM100 183V184H99ZM222 183V184H221ZM225 183V184H224ZM230 183V185H229ZM235 183V184H234ZM89 184V186L87 185ZM102 184V185H101ZM107 184V185H106ZM110 184V185H109ZM114 184V185H113ZM117 184V185H116ZM127 184V186H126ZM129 184V185H128ZM133 184V186H131ZM141 186L144 184V186ZM149 184V185H148ZM218 184V186H217ZM220 184L223 186L226 187H221ZM248 188H247V186ZM258 184V185H257ZM44 185V184H43ZM92 185V187H91ZM125 185V186H123ZM156 185V186H155ZM160 185V186H159ZM227 185V186H226ZM122 186V187H120ZM138 186V187H137ZM149 186V188H148ZM230 186L229 190L228 187ZM95 189H94V188ZM99 189H98V188ZM125 188V190L127 191H123ZM128 187H130L128 189ZM133 187V188H132ZM141 187V188H140ZM145 187L147 189H145ZM151 187V188H150ZM218 187V188H217ZM237 187V189L235 188ZM253 187V188H252ZM90 188V189H89ZM109 188V189H108ZM114 188L117 190L114 191ZM139 190H138V189ZM144 188V189H142ZM153 188V189H152ZM157 188V189H156ZM220 188V190H218ZM221 188L223 190H221ZM239 188V190H238ZM240 188H242L240 190ZM261 188L263 189V191L261 190ZM28 189H32V188H28ZM108 189V190H107ZM120 189V190H119ZM132 191H131V190ZM142 191H141V190ZM155 189V190H154ZM259 189L262 191L261 194L259 192H256V191H259ZM119 190V191H118ZM138 190V191H137ZM154 190V191H153ZM219 192H218V191ZM230 190H232V192L234 190L235 193H232ZM255 191V192H251V191ZM80 189H76L74 188L73 190H70V191H67L63 194H58V193H51L49 192L47 195H46V199L48 201V205L49 207L52 206V208L59 204H63L64 203H71V202H75V201H79L82 197H83V192H79ZM129 191V193H128ZM144 191H145V194H144ZM227 194H225L224 192ZM248 191V192H247ZM77 192V193H76ZM118 192V193H117ZM136 192V193H134ZM223 192V193H221ZM231 192V193H229ZM242 192V193H241ZM248 193V197L244 194ZM249 192H251L249 194ZM75 193V194H74ZM134 193V194H132ZM138 193V194H137ZM164 193V194H162ZM174 192H170V194L168 195H171V199L172 200H175V196L173 194ZM241 193V194H240ZM257 193V194H256ZM263 193V194H262ZM74 194V195H73ZM144 194V195H143ZM173 194V195H172ZM219 194V195H218ZM223 194H225L226 196H224ZM233 194V195H231ZM50 195V196H49ZM80 195V196H79ZM141 197H140V196ZM149 195V196H147ZM154 195V196H153ZM222 195V196H221ZM240 195V196H238ZM244 195V196H243ZM261 195V196H260ZM152 196V197H151ZM234 196V198H233ZM246 196V198H245ZM253 196L255 198H253ZM260 196V197H259ZM62 197V199H61ZM139 197V198H138ZM156 197V198H155ZM160 197V198H159ZM230 197V198H229ZM232 197V198H231ZM236 197H239V201H238V198L236 199ZM250 197V198H249ZM252 197V198H251ZM259 197V198H258ZM34 198V199H33ZM65 198V199H64ZM69 198V199H67ZM141 198V199H140ZM144 198V199H143ZM147 198V199H146ZM223 198V200H221ZM258 198V199H257ZM31 199L33 200V203L34 205L38 208V209H43L42 206H44V201L41 199L40 200V197H31ZM233 199V200H232ZM249 199V200H246ZM36 200V201H35ZM51 200V201H50ZM57 200V201H56ZM71 200V202H70ZM137 200V201H136ZM150 200V201H149ZM155 200V201H154ZM221 200V201H219ZM244 200V201H243ZM260 200V201H259ZM17 201V200H16ZM21 204L24 203V200L23 198L21 199ZM40 201V202H38ZM67 201V202H66ZM143 201V202H142ZM148 201V202H147ZM219 201V202H217ZM232 201V202H231ZM238 201V202H237ZM241 201V202H240ZM249 201V202H248ZM250 201L252 202H255L253 204H250ZM259 201V202H257ZM37 202V203H36ZM58 202V203H56ZM214 202V203H213ZM217 202V204H216ZM244 202V203H243ZM248 202V203H247ZM40 203V204H38ZM221 203H223V205H221ZM260 203V205H259ZM144 204V205H142ZM226 204V205H225ZM17 205V204H16ZM150 205V206H151ZM225 205V206H224ZM248 205H252V208H250ZM257 205V206H256ZM259 205V206H258ZM39 206L41 208H39ZM222 206V207H221ZM227 206V207H226ZM241 207V208H240ZM219 208V210L222 209V212L217 210ZM221 208V209H220ZM224 208V209H223ZM255 208H259L257 212ZM208 209V210H207ZM215 209V210H214ZM227 209V210H226ZM251 211H250V210ZM255 209V210H254ZM101 210L102 211H108V209L105 207V205L101 206ZM208 213H206L207 211ZM224 210V211H223ZM159 211V210H158ZM206 211V212H205ZM212 211V212H211ZM215 211V212H214ZM217 211V212H216ZM219 211V212H218ZM245 211V212H244ZM254 211V215L252 214V212ZM247 212V213H246ZM161 213V211H159V214ZM216 213V214H215ZM224 213V214H223ZM246 213V214H245ZM251 213V214H250ZM96 214L99 218H101L102 216H104L103 213L101 212H98L96 211ZM158 214V212H157ZM203 214V215H202ZM206 214V215H205ZM219 214V215H218ZM221 214V215H220ZM258 214V215H257ZM162 215V214H160ZM213 215V216H212ZM214 215H218V217H220L218 219V221H213V223L211 221H209V217L212 219V217H214ZM249 215V216H248ZM256 215V216H255ZM207 216V217H206ZM225 218H223V217ZM203 217V219L201 218ZM248 217V219H247ZM251 217V218H250ZM255 217V218H253ZM215 218V217H214ZM221 218L224 219L221 220ZM246 218V220H245ZM250 218V220H249ZM205 221V222H202L201 221ZM241 219V220H240ZM252 219V220H251ZM256 219V221H255ZM183 220V221H182ZM209 221V223L211 224V226H208L207 227V222ZM227 220V221H226ZM236 220V221H235ZM183 224H182V222ZM207 221V222H206ZM241 221V224L238 222ZM243 221V222H242ZM244 221H246L244 223ZM181 222V223H180ZM220 223L219 225L223 226V227H219V225L217 226L216 224ZM226 224H224V223ZM250 222H248V225L250 226L251 224H249ZM202 223V225L200 224ZM204 223V224H203ZM206 223V224H205ZM177 224V225H176ZM204 227V228H200V226ZM209 224V225H210ZM213 224V225H212ZM204 225V226H203ZM225 225V226H224ZM227 225V227H226ZM236 225V226H235ZM238 225V226H237ZM251 225V226H252ZM184 226V228H183ZM214 226V227H213ZM229 226V227H228ZM231 226V227H230ZM235 227H236V230H235ZM238 227V228H237ZM168 228V227H167ZM186 228V229H185ZM207 228V229H206ZM228 228V229H227ZM200 230V231H199ZM179 231V232H178ZM186 231V232H184ZM196 231V232H195ZM228 233V236L226 233ZM231 231H232V234H231ZM235 231V232H234ZM192 232V233H191ZM224 233V234H223ZM237 233V234H235ZM193 234H194V237H193ZM235 234V235H234ZM199 235V236H197ZM220 235H223L222 237ZM189 238H187V237ZM190 236V237H189ZM220 236V239H222V241L219 239ZM227 236V237H226ZM159 238V237H158ZM160 238H162V240L164 239L163 235L160 236ZM203 240H201V239ZM182 239V238H181ZM199 239V240H198ZM224 239V240H223ZM196 240H198L196 242ZM202 244L201 243V241ZM164 241V240H163ZM179 241H182V243H184V246H181V242ZM189 241V242H188ZM205 241V242H204ZM211 241V242H210ZM219 243H218V242ZM174 243V244H176ZM196 243L194 246L193 244ZM200 243V244H199ZM176 244V245H177ZM199 244V245H198ZM207 244V245H206ZM219 244V245H218ZM224 244V245H222ZM183 245V244H182ZM214 245V246H213ZM222 245V246H221ZM264 246V243H260V246ZM173 247L172 248V252H171V249L169 248L167 252H165L163 254V257L162 255L159 257V262L158 264L162 261V263L164 262L165 264H168L167 261L173 257V255H175L174 252H176L177 249H175ZM188 246V247H187ZM186 247V249H185ZM195 247V249H194ZM199 247V248H198ZM183 248V249H182ZM191 248L193 249V251H191ZM220 248V249H219ZM223 248V249H222ZM189 249V250H188ZM197 249V251H195ZM202 249V250H201ZM182 250V251H181ZM184 251L189 252L187 253V256L189 257V260L188 258L185 259V257L183 256V254L185 253ZM224 251V252H222ZM169 252V253H168ZM172 254H171V253ZM178 252V251H177ZM174 253V254H173ZM196 253V256L199 257L197 259V257L195 256ZM198 253V254H197ZM172 256H171V255ZM194 254V255H193ZM221 254L223 255L222 257L219 258V255L221 256ZM168 256H171V257H167ZM193 255V256H192ZM202 255V256H201ZM186 256V257H187ZM212 256V257H211ZM214 256V257H213ZM195 257V258H194ZM203 257V258H201ZM166 258V259H165ZM218 258V259H217ZM164 260V261H163ZM186 260V261H185ZM217 260V261H216ZM182 261V262H181ZM196 261V262H194ZM185 262V263H183ZM207 262V263H206ZM161 263V264H162ZM178 263H175V262H171V264H178Z\"/></svg>",
	"mask_w": 264,
	"mask_h": 264
}]
</instances>
